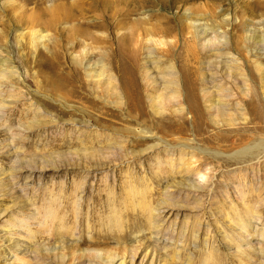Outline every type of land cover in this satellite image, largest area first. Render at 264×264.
Wrapping results in <instances>:
<instances>
[{
  "label": "rangeland",
  "instance_id": "374dc122",
  "mask_svg": "<svg viewBox=\"0 0 264 264\" xmlns=\"http://www.w3.org/2000/svg\"><path fill=\"white\" fill-rule=\"evenodd\" d=\"M210 1L190 0L153 9L147 6L133 17L145 15L153 24L157 15L178 17L188 8L201 9L218 0ZM50 3L0 0V264H264V119L259 124L261 131L242 141H233L231 126L224 130L214 122V107L241 115L243 110L236 104L224 107L211 103L207 116L211 122L202 135L194 134L197 128L187 113L189 130L182 138L170 136V126L146 116L129 120L123 107L114 102L107 80L105 46L117 49L114 41H99L101 45L85 39L61 58L66 71L69 67L80 69L74 56L82 45H90L94 71H102V83L87 87L95 101L83 92L81 98L70 95L65 81L59 87L52 86L49 59L42 53L46 50L36 43L26 45L31 34L23 19ZM12 4L22 7L21 19L16 20L12 11L5 12ZM262 6L264 0H223L218 4L216 12L229 9L233 15L229 24L238 21L236 17L245 19L239 30L221 26L219 36H228V46L217 44L215 48L221 51L212 50L205 56L210 65L206 69L238 78L244 99L250 96L251 88L242 75L248 77L255 63L259 64L261 115ZM152 11L157 15H150ZM173 35L177 45L172 54L176 57L183 42L180 34ZM235 39L244 47L241 53L233 48ZM42 43L49 45L48 40ZM156 48L150 56L142 50L138 67L134 56L115 62L124 93L129 98L138 94L135 100L141 99L143 110L151 113L150 96L165 92L162 69L167 64L153 66L163 59L160 46ZM150 57L154 61H148ZM143 62L155 80L152 88H139L144 83L140 75ZM218 74H213V79L218 80ZM79 75L88 79L82 69ZM224 83V94H228L230 85ZM213 85L214 91L217 85ZM205 104L202 101L198 107ZM160 106L157 103L155 108L164 114L167 110ZM239 121L237 117L235 122ZM126 126L134 131L122 132ZM228 134L231 138L221 141ZM258 143L263 148H254ZM244 147H253L255 157L234 155ZM179 157L187 166L176 164ZM143 203L152 209L150 217L141 207Z\"/></svg>",
  "mask_w": 264,
  "mask_h": 264
},
{
  "label": "bare ground",
  "instance_id": "6f19581e",
  "mask_svg": "<svg viewBox=\"0 0 264 264\" xmlns=\"http://www.w3.org/2000/svg\"><path fill=\"white\" fill-rule=\"evenodd\" d=\"M34 1L41 4L44 0ZM50 1L51 3L46 5V7H39L36 10L34 9V11L32 10L33 12L30 11L29 14L24 15L25 17H23V19L24 23L29 27L31 34V41L26 45L32 46L33 43H36L38 44L37 46L41 45L43 49L46 50L42 51V53H45L46 57L49 59L48 66L51 78L49 81L52 86L59 87L61 81H65L70 87V89L67 90L70 95L81 98L80 95L82 94L81 92H83L84 94H88L87 98L95 101L90 95L91 92L87 90V87H89V85L95 86V84L100 82L102 83V71H94L96 62L89 60V58H91L89 55L92 51V48L89 47L90 45H82L81 51L78 55L74 56L75 63L80 69L77 67H69V70L66 71L65 67L62 66L63 63L61 58L65 55L64 53H66L65 51H67V49H72L73 47L81 45L84 43L85 39H91L92 43L95 44H101L100 42L108 44L114 41L118 45L117 49L115 48L111 50V45L105 46L108 49V54H106L109 69L107 80L111 94L114 95V102L116 105H121L123 107L129 120L133 119L132 116H134L135 120L146 116L151 119L150 121L156 120L162 122L168 127L170 126V136L173 137L174 134H177V137L180 138L181 135L186 134L188 129L187 125L189 122L185 118V115L188 113L191 119L190 122L197 128L196 133L194 134L202 135L204 132L206 133L207 127L211 122V120L208 121L207 118L211 103H214V105L215 103H220L224 107H233L236 104V106L243 110L241 115L238 116L229 112H224L221 109H217L218 107H214L217 116V119L214 122L218 125H223L225 127L224 130H226V127L228 128V126H231L229 131L235 136L233 141H242L245 136H250L252 132L255 133L261 131L259 124L261 120L264 119V114L261 115L263 101L259 94L260 86H257V81L260 80V74L258 73L259 64L254 61L255 65L253 66V70L249 72V76L245 77L242 75L243 80L248 82L246 85L251 88L250 96L247 99H244V95L241 94L240 86L238 84L239 81H237L238 78L224 76L219 73V71L212 72V69L205 68L206 65L208 67L210 66L208 62H205L207 52L212 50H215L216 52L221 51L220 48H215L217 44L220 46H228V36L226 34H224V36H219L220 33L218 32V29L221 28V26L230 25L231 29L239 30L243 25V19H245L243 16L240 18L236 17L238 18V21L229 24L230 20L233 18V15L231 16L229 13V9H222L219 13L216 12L218 4H222L223 0H216L218 3L216 2L201 9H199L200 7L194 9L188 8L181 15H178V17L176 15L165 17V15H157L152 11L150 15L156 14L158 16V23L157 21L154 23L151 21L153 24L149 23V18L147 19L145 15H142V18H136V16L133 17V15L139 14L141 11L145 10L147 6L153 9L157 5L160 7H167V5L169 6L173 3L176 4V2L185 3L190 2V0ZM209 2L211 4L210 0ZM248 4L249 2H244V5ZM262 7L264 8V6ZM9 11H12L16 20L17 18L21 19V14L19 15V12L22 11L21 6L15 7V4H12L11 7L5 9L6 13H9ZM205 17L209 19L205 20ZM164 19L165 23L164 25L163 23L161 25V22H164ZM200 21H202V23H200ZM171 23L172 25H168ZM61 24H64L63 27H61ZM67 28L69 31H67ZM123 29L128 30V32H120ZM172 33L175 35L180 34L182 38L181 41L183 42L176 57L173 56L172 50L174 47L176 48L177 41H173V37H171ZM44 40H48L49 45L43 44L42 41ZM232 45L234 50L238 53L243 51L244 47H242L237 39L233 40ZM159 46V55L163 59L162 62H155L153 66L158 67L162 63L167 64L162 69V76L164 78L163 89L166 93L168 91H172V93L166 95L163 91L164 93L158 97L150 96L149 106L153 111L151 113L145 109L143 110L141 99L137 97V101L135 100V97L138 94L134 93L135 95H130L131 97L129 98L127 94L124 93L122 88L123 82L121 76L115 69V62L125 56L127 58L134 56L138 67L140 61L139 57L143 55L142 50L148 51L146 55L150 56L153 54L154 50L158 49L156 47ZM198 46L201 48L200 50L198 49ZM202 50H204V52H202ZM250 50L251 49H249V51ZM229 53L230 52L228 51L227 54ZM215 56H219V54ZM148 61H154V59H151L150 57ZM175 61L179 63L177 66L175 65ZM145 64L146 63L143 62L141 65L143 69L140 72V75L143 76L144 83H141L142 86L139 84V88L142 87L148 89L153 87L155 80L152 74L149 73V69ZM102 66L104 68L106 67V65ZM132 68H134V66H131V70ZM81 69L86 72L88 79L79 75ZM213 74H218L219 79H213ZM224 82H228V85H230L228 87L230 90L228 94H224V90L227 88L224 87ZM133 84L136 85L134 80ZM213 84L217 85V88L214 89V91L211 89V85ZM171 86L173 88H171ZM168 87L171 89L168 90ZM135 88L137 89L136 91H139L137 87ZM215 91H217V98H214ZM121 93H124V95ZM132 98H134L133 101L131 100ZM201 99L203 102H206V104L205 107L199 108L198 105L202 104ZM157 103L162 104V106L158 108H165L167 110L164 114L161 112L158 113L155 108ZM174 105H177L178 109H171ZM237 117L240 121L236 123L235 121L237 120ZM113 124L119 125L114 121ZM137 130L140 134H146V131H141L140 129ZM121 131L129 133L132 129L130 126H126ZM193 131H195V127ZM229 134L226 135V137H221L223 138L221 141H227V139L231 138L229 137ZM120 136L122 137V135ZM259 145V143L256 144L254 148H263V146L260 147ZM252 148L244 147L236 151L234 155L241 158L255 157V155H252L251 153ZM120 149L124 150L125 146L121 145ZM182 160L183 157H179V161L176 164L187 166L185 161ZM178 167L179 166L176 168ZM141 207L148 212V217L152 215V209H149L147 204L143 203ZM100 237L101 236L98 234L97 239H100ZM97 239L95 237V240ZM80 240L83 241L85 239Z\"/></svg>",
  "mask_w": 264,
  "mask_h": 264
}]
</instances>
